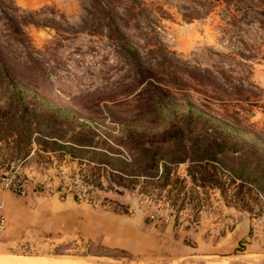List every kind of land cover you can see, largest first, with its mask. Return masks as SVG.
I'll return each instance as SVG.
<instances>
[{
	"label": "rangeland",
	"instance_id": "1",
	"mask_svg": "<svg viewBox=\"0 0 264 264\" xmlns=\"http://www.w3.org/2000/svg\"><path fill=\"white\" fill-rule=\"evenodd\" d=\"M115 3L126 38L144 58L156 61L158 84L133 77L135 69L118 40L107 35L110 19L90 15L89 0H0V53L7 68L0 66V186L20 194L10 184H24L22 197L70 199L75 205L60 214V230L48 223L41 230L11 232L13 237L0 243V264L44 258L88 264H264V207L253 205V191L241 183L252 164L246 150L235 148L242 141H225L219 161L187 156L179 161L188 128L181 133L168 127L188 112L198 117L201 110L215 126L223 120L239 123L243 137L249 129L264 136V0ZM147 90L163 97L165 107L151 104ZM12 91L23 96L29 111L74 114L79 122L58 117L17 126L8 104ZM226 107L238 121L224 114ZM142 117L155 122L139 127ZM128 119L147 134L138 148L118 135ZM74 142L80 150L71 152ZM102 153L119 158L108 163L124 170L130 163L147 166L151 156L158 160L151 172H139L125 186L108 175V166L99 184L81 180L80 172H93L96 161H105ZM163 159L172 162L164 167ZM90 210L138 214L155 239L145 253L129 243L112 245L106 231L84 229ZM233 229L242 236L228 253L201 256L189 250L194 232L216 239Z\"/></svg>",
	"mask_w": 264,
	"mask_h": 264
},
{
	"label": "trees",
	"instance_id": "2",
	"mask_svg": "<svg viewBox=\"0 0 264 264\" xmlns=\"http://www.w3.org/2000/svg\"><path fill=\"white\" fill-rule=\"evenodd\" d=\"M89 3L90 7H88V13L90 15L99 14L100 18L110 19V21L106 23L107 35L118 40L127 62L129 63L130 67L135 69L133 77L139 82L143 81L145 83L149 82L158 84L159 82L153 81V79L157 78L156 73H158L156 61H151L144 58L140 54L138 48L126 38V33L120 28V26H118L116 19L117 17H122V14L118 13V11L115 9V0H89ZM0 66L7 69L6 59L1 53ZM15 78L18 79L19 77L15 75ZM160 88L163 89L162 86H160ZM146 92H150L149 99L151 100V104H154L155 107L159 106V108L165 107L166 103L163 101V97L158 95L155 90H147ZM8 104L10 107L14 108L11 117L15 121L16 125L20 127L25 126V128H28L32 121L38 123L41 119L42 121H47L51 118L57 119L58 117H60L59 122H67L69 124L79 122L74 114L62 115L60 113L51 111L45 115L44 113L38 114L35 111H29L27 109V102L23 100V96L16 91H12ZM224 109L228 110L225 111V115L231 116L238 121L236 116L231 115L232 111L229 110V108L227 109L226 107ZM193 114L194 113L192 112H188V114L182 115V117L173 120V122L168 125V127H172V129H181V133L188 128L186 130L187 132L183 136V138L188 140V143L184 145L185 149H183L185 150V155L178 157L179 161L185 160L184 157L186 156L192 161H219L222 159L221 153L223 152V143L225 141L231 140L233 143H239L242 141L240 145H235V148L237 147L246 150L247 154L252 157L250 161L252 164L247 170L246 175L241 177V183L247 184L251 188L254 193L253 195H250L254 202L253 205L259 210H262L264 207V136H262L260 132H256L254 130L251 131V129H249L247 130L248 135L243 137L241 133L243 127H241L239 123L231 124L223 120L218 126H215L212 122H210L209 118L202 116L204 114L201 112V110H198L196 113L198 117H195ZM144 119L145 118L142 117L138 120V123L141 120L139 127H143L142 125L148 126V124L155 122L153 118L145 119V121H143ZM130 121V119L126 121L128 124H126L124 128H120L118 135L125 136V139L131 142L134 148H138L136 144L144 143V141L141 139L144 136H147V134L144 130L140 131L135 125H130ZM223 125H227V129H225ZM166 127L164 129H166ZM196 128L201 131H197ZM210 130H215V132L212 133ZM28 133L29 131L27 129L25 134L28 135ZM216 133L220 134L217 136H221V139H217L215 135ZM150 141L151 139H148V142ZM74 144L75 145L69 146L71 152L80 150L78 146L80 143L74 142ZM140 148L143 153L151 152V149L148 147ZM104 155L106 158L105 161L95 162V171H91L90 173L80 172L82 177L81 180L84 182L99 184L101 177L100 174L106 169V166H111V163H108V160H119V158L108 156L106 153ZM157 160L158 158L154 159V157L151 156V162L148 163L147 166L141 167L139 164L130 163L127 167H124L127 168L126 170H124L122 167H110L111 170H109L108 175L113 177V180L120 185L125 186V182L132 184L136 180V176L141 174L139 172H151V170L154 168V163H156ZM167 162L172 161L163 159L164 167L167 166ZM169 174L170 169L166 167L164 170L165 178H168ZM146 175L154 176L155 174L146 173Z\"/></svg>",
	"mask_w": 264,
	"mask_h": 264
},
{
	"label": "crops",
	"instance_id": "3",
	"mask_svg": "<svg viewBox=\"0 0 264 264\" xmlns=\"http://www.w3.org/2000/svg\"><path fill=\"white\" fill-rule=\"evenodd\" d=\"M74 202L70 199L55 200L52 202L42 200L36 194L26 195L14 193L12 190L0 186V216L4 217V225L0 231L5 228L4 233H0V243L13 237L11 232L17 228L28 227L29 229L41 230L44 225H52L55 231L59 229L60 214L65 211L75 210ZM87 216H84V229L92 234L107 232L104 237L112 245H121L129 243L133 249L146 252L147 243L150 239H155L150 231L143 228V218L138 214L118 213L107 210H90ZM51 218V220H50ZM101 224V226H98ZM48 225V226H49ZM69 225V224H68ZM95 225V226H94ZM147 228H150L147 226ZM238 230H231L214 239L211 235L203 233H192L196 238L193 245L189 244V250L194 251L196 255H210L217 253H228L236 245L242 233ZM154 233V232H153Z\"/></svg>",
	"mask_w": 264,
	"mask_h": 264
},
{
	"label": "bare ground",
	"instance_id": "4",
	"mask_svg": "<svg viewBox=\"0 0 264 264\" xmlns=\"http://www.w3.org/2000/svg\"><path fill=\"white\" fill-rule=\"evenodd\" d=\"M9 264H88V263L82 260H72V259H63V258L62 259L44 258V259H37V260H27V259L11 260ZM172 264H176V263H172ZM212 264H221V263H212Z\"/></svg>",
	"mask_w": 264,
	"mask_h": 264
},
{
	"label": "built area",
	"instance_id": "5",
	"mask_svg": "<svg viewBox=\"0 0 264 264\" xmlns=\"http://www.w3.org/2000/svg\"><path fill=\"white\" fill-rule=\"evenodd\" d=\"M11 187H13L16 191H18L20 194L24 195L27 192V187L24 184L19 183H12L10 184ZM4 225V217L0 216V227H3Z\"/></svg>",
	"mask_w": 264,
	"mask_h": 264
}]
</instances>
